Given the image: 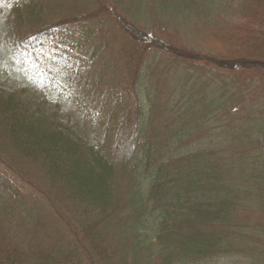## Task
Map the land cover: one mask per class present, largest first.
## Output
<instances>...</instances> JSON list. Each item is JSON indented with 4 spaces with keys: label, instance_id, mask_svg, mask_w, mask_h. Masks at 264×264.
<instances>
[{
    "label": "trees",
    "instance_id": "1",
    "mask_svg": "<svg viewBox=\"0 0 264 264\" xmlns=\"http://www.w3.org/2000/svg\"><path fill=\"white\" fill-rule=\"evenodd\" d=\"M260 43L264 0H0V264H264Z\"/></svg>",
    "mask_w": 264,
    "mask_h": 264
},
{
    "label": "rangeland",
    "instance_id": "2",
    "mask_svg": "<svg viewBox=\"0 0 264 264\" xmlns=\"http://www.w3.org/2000/svg\"><path fill=\"white\" fill-rule=\"evenodd\" d=\"M60 1L64 2L65 5H67L69 7H71L74 4V0H60ZM260 45H261V47L264 46L263 43H260ZM44 218H45V221L47 223H50V226H49L50 228H48L47 231H44L40 235L41 242H43V244L47 247V249H50L53 246L54 248L56 247V248L62 249L61 251H63V252L69 253L68 248L64 247L60 244L61 238L58 235L59 233L62 234V232L64 230V226L61 224L51 223L49 213H45ZM110 232H111V234L109 233L108 237L112 236V231H110ZM113 242H114L113 239H110L109 241H107V246L111 247ZM78 247H80V246L78 245ZM9 249H10L9 250L10 254L6 250H4L3 251L4 255H3V257L0 258V260H2V259L4 260V259L10 257V255L12 253V248H9ZM120 262L121 261H118V264ZM70 264H83L82 258H80L78 256L74 257ZM219 264H249V262L247 261V263H246L245 260H242V262H241L239 259H235V260L233 259L232 261H229V260L222 261Z\"/></svg>",
    "mask_w": 264,
    "mask_h": 264
}]
</instances>
